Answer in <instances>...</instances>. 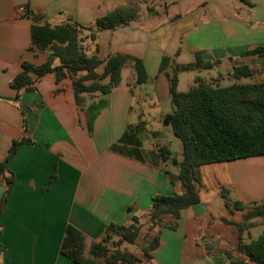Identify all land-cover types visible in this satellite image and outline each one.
Returning a JSON list of instances; mask_svg holds the SVG:
<instances>
[{"label":"crops","instance_id":"0c3cea01","mask_svg":"<svg viewBox=\"0 0 264 264\" xmlns=\"http://www.w3.org/2000/svg\"><path fill=\"white\" fill-rule=\"evenodd\" d=\"M248 2L0 0V161L13 141H26L7 166L13 182L0 209V264H75L61 252L68 226L83 235L87 257L91 244L101 243L108 225H125L133 217L157 238L144 264H233L231 259L255 264L238 253L235 224L243 225L245 244L264 237L263 219H246L264 204V159L256 165H251L257 158L252 157L200 166L199 203L181 210L178 219L162 218L164 224L175 223L174 230L165 226L149 230L145 217L153 197L182 193L180 183L170 180L177 167L159 155V148L166 147L181 160V142L173 151L178 138L162 123L174 69L180 68L178 91L182 74L188 75L190 87L195 78L220 86L223 75L234 79L238 67H247L250 78L264 83V0ZM124 5L139 10L127 26L96 29L98 18ZM19 6L34 14L19 17ZM67 20L95 36L91 40L90 32H83L81 46L87 57L95 54L102 62L96 70L99 85L108 84L104 68L116 55L140 60L146 81L136 84L128 64L120 71L118 86L107 94L83 92L77 104L65 71L58 82L53 75L30 74L32 90L16 99L10 81L22 71V63H45L55 43L33 44L32 27L53 30ZM256 49L260 53L250 54ZM196 57L210 67L197 66ZM99 102L105 105L89 130L86 109ZM51 174L56 181L44 190ZM4 190L0 180V201ZM223 191L228 192L230 205L225 204ZM234 202L242 208H233Z\"/></svg>","mask_w":264,"mask_h":264},{"label":"trees","instance_id":"16d2710c","mask_svg":"<svg viewBox=\"0 0 264 264\" xmlns=\"http://www.w3.org/2000/svg\"><path fill=\"white\" fill-rule=\"evenodd\" d=\"M249 4L248 0H242ZM138 8L132 5H124L110 10L105 16L95 21L97 30H114L127 26L138 15ZM89 31L88 38L94 40L95 36L90 29L67 20L64 26L53 30L47 28L32 27V43L46 45L55 40L51 45V53L45 63L32 65L22 63V71L11 81L10 88L16 92V99L23 92L32 90L33 80L30 74L37 78L45 75H53L56 82L60 81L65 73L71 78L74 97L77 104H81L80 94L99 91L102 94L109 93L120 82V71L123 66L131 65L136 74V84L146 81L147 74L143 63L133 57L116 55L108 59L104 76L109 77L106 85H99L101 78L96 74L102 62L94 54L87 57L81 46V35ZM260 53L259 49L250 54ZM165 62V59L162 61ZM199 67L208 68L209 64L201 63L196 57ZM176 67L169 78V94L171 112L162 118V123L170 128L182 144L181 160L178 161L166 147L159 148L162 161H170L177 167L176 175L170 174L173 183L179 182L182 188L180 195L155 196L152 205L145 215L148 229L165 226L171 230L176 229V224H164L162 218L171 215L178 219L180 211L199 203V192L202 179L199 168L202 165L218 162H229L240 159L264 156V83H242L238 80L248 78L250 71L247 67L234 68L233 84L221 87L212 85L201 78L194 79V85L187 91L177 90ZM86 81H92L88 86ZM104 102L92 104L86 109L88 129L95 120ZM26 142L24 138L13 141L6 158L0 161V180L4 182L5 190L0 209L5 201V195L13 182V176L8 171V163L17 148ZM56 181V175H49L44 184V190L48 189ZM222 197L226 205H230L228 192L223 191ZM233 208L239 210L241 204L234 202ZM260 216L264 223V204L255 212L246 216V219ZM141 219L133 217L131 222L125 225L110 224L101 243H92L87 257L84 256V238L75 228L68 226L63 238L61 252L75 264H138L139 259L126 251L120 250L123 243L134 245L142 227ZM238 232L236 249L245 260L255 264H264V237L243 243L241 232L242 224H235ZM117 238V241H113ZM111 243L113 248L107 246ZM157 246V238L153 237L146 243L142 252L145 260L149 252ZM233 264H244L242 260L231 259Z\"/></svg>","mask_w":264,"mask_h":264},{"label":"rangeland","instance_id":"374dc122","mask_svg":"<svg viewBox=\"0 0 264 264\" xmlns=\"http://www.w3.org/2000/svg\"><path fill=\"white\" fill-rule=\"evenodd\" d=\"M84 34V33H83ZM82 36V35H81ZM186 76H188L187 74H182L180 77V85H179V90L180 91H187L188 89H190L193 86V83L191 85V87L189 85H186ZM224 78L220 81L219 85L221 87H225L228 85H231L234 82V79H227L226 75H223ZM222 76V77H223ZM242 83H258V79L257 78H245L243 79ZM188 86V87H187ZM171 107L169 104L166 105L165 110H167L166 112L170 113L171 112ZM152 126H159V128H166L165 126H163L162 123L157 124V123H152ZM168 129V127L166 128ZM178 143H180V141L177 139L176 143L174 142L172 144V150L175 151L176 147H178ZM264 159V157H257V158H253L251 159V165H256V163L260 162V160ZM255 223L259 222V220H254ZM147 228L142 227L139 231V234L137 236L136 242L134 245H129L126 243H123L122 245H120V250L121 251H126L130 254H133L134 256H136L139 259V263L138 264H144L145 263V258L143 257V248L144 246H146V243H148L149 241L152 240V236L150 235L149 232H146ZM113 241H117V238H113ZM108 247L113 248L114 246L111 245V243L107 244Z\"/></svg>","mask_w":264,"mask_h":264},{"label":"built area","instance_id":"2783aa9c","mask_svg":"<svg viewBox=\"0 0 264 264\" xmlns=\"http://www.w3.org/2000/svg\"><path fill=\"white\" fill-rule=\"evenodd\" d=\"M16 13L19 17H30L34 14V10L26 7V6H19L16 9Z\"/></svg>","mask_w":264,"mask_h":264}]
</instances>
